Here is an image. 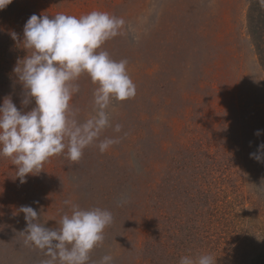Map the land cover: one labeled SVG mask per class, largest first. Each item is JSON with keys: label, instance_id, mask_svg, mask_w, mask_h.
<instances>
[{"label": "rangeland", "instance_id": "obj_1", "mask_svg": "<svg viewBox=\"0 0 264 264\" xmlns=\"http://www.w3.org/2000/svg\"><path fill=\"white\" fill-rule=\"evenodd\" d=\"M251 5L261 7L258 0H12L0 10V104L10 97L23 112L35 106L21 103L13 72L31 54L23 28L33 14L122 18L119 34L98 51L126 59L136 86L133 97L111 101V126L78 161L65 149L21 183L11 158L0 156V264L49 259L24 243L21 206L55 228L71 204L113 217L87 264L104 255L111 264L201 255L215 264H264V162L250 158L264 142V69L248 29ZM75 83L69 107L82 124L95 115L97 85L87 74ZM105 138L119 142L101 152Z\"/></svg>", "mask_w": 264, "mask_h": 264}, {"label": "clouds", "instance_id": "obj_2", "mask_svg": "<svg viewBox=\"0 0 264 264\" xmlns=\"http://www.w3.org/2000/svg\"><path fill=\"white\" fill-rule=\"evenodd\" d=\"M11 3L12 0H0V10ZM258 3L264 8V0ZM124 24L122 18L101 11L79 18L63 13L51 17L33 14L26 21L23 45L31 54L19 60L13 72L23 86L21 103L27 106L34 101L35 106L23 112L10 97L0 104V156L11 158L21 183L26 182L27 175L39 174L45 161L65 149L71 161H78L83 149L111 126L107 112L111 101H124L135 95L136 86L127 73L128 61H115L108 52L98 51L119 34ZM12 38L17 39L15 32ZM82 74H87L97 87L93 94L95 115L81 124L69 103L79 91L75 81ZM120 130L121 125L116 124L114 131ZM254 134L260 136L262 132L257 130ZM118 142L105 138L98 147L104 152ZM250 158L264 162V142L250 153ZM71 208V215H63L55 228L38 223L33 207L19 208L26 221V228L21 231L25 234L24 243L34 245L49 257L41 264H87L91 250L103 242L104 229L113 220L111 212L100 208L83 210L75 204ZM112 259L111 255H104L99 264H111ZM180 264H215V258L182 257Z\"/></svg>", "mask_w": 264, "mask_h": 264}, {"label": "trees", "instance_id": "obj_3", "mask_svg": "<svg viewBox=\"0 0 264 264\" xmlns=\"http://www.w3.org/2000/svg\"><path fill=\"white\" fill-rule=\"evenodd\" d=\"M258 7L259 10L256 8V6L251 5L250 7V13L248 16V29L253 39V45L258 61L264 69V8L260 6ZM254 14L255 16H253ZM254 18L256 20H254Z\"/></svg>", "mask_w": 264, "mask_h": 264}]
</instances>
